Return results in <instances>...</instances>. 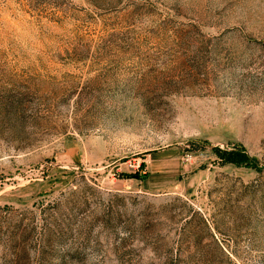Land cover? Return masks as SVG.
Masks as SVG:
<instances>
[{"label": "rangeland", "instance_id": "rangeland-1", "mask_svg": "<svg viewBox=\"0 0 264 264\" xmlns=\"http://www.w3.org/2000/svg\"><path fill=\"white\" fill-rule=\"evenodd\" d=\"M0 264H264V0H0Z\"/></svg>", "mask_w": 264, "mask_h": 264}]
</instances>
